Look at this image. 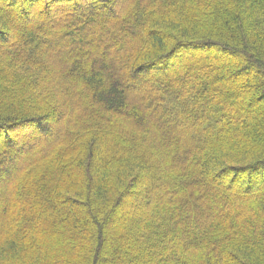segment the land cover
I'll use <instances>...</instances> for the list:
<instances>
[{"label":"trees","instance_id":"16d2710c","mask_svg":"<svg viewBox=\"0 0 264 264\" xmlns=\"http://www.w3.org/2000/svg\"><path fill=\"white\" fill-rule=\"evenodd\" d=\"M0 264H264V0H0Z\"/></svg>","mask_w":264,"mask_h":264}]
</instances>
